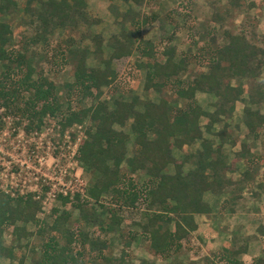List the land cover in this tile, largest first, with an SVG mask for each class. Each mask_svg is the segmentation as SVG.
<instances>
[{"label":"trees","instance_id":"obj_1","mask_svg":"<svg viewBox=\"0 0 264 264\" xmlns=\"http://www.w3.org/2000/svg\"><path fill=\"white\" fill-rule=\"evenodd\" d=\"M23 1L21 8L18 0H0V110L7 115L26 117L27 130H40L46 116L59 115L62 132L87 120L84 138L75 154L79 166L90 172L92 180L87 182L83 193L57 194L63 204L70 203L77 211L75 227L68 224L73 211L52 208L50 220L39 218L41 200L33 197L34 192L13 195L0 187V257L8 258L11 264H25L29 257L30 264H133L125 249L118 256L107 254L106 250L116 238L128 248L138 237L147 242L152 255L140 264H157L155 259L178 255L184 241L197 229L195 215L211 212L203 193L230 190L231 196L239 197L241 187L252 181L261 164L264 165V156H259V164L252 149L254 141L264 133V113L260 109L264 106L263 83H256L248 97H242L245 86L250 87L264 67V47L250 41L242 28L237 31L225 28L220 36L210 37L211 43L207 41L210 33L207 31L206 38L201 37V52L209 57L205 69L188 74L191 56L176 54L172 35L162 42L160 51L151 40L137 36L141 22L133 17L128 23L136 24V28L129 24L130 28H123L105 40L99 34L90 35L93 50L75 42L70 35L59 47L60 58L53 54L54 65L73 67L72 80L65 83L68 92L63 110L56 84L36 67L41 57L47 58L46 54L27 55L26 42L22 50L8 49L12 43L10 18L21 9L28 14L29 18L22 19L34 29L29 36L32 44L47 42L57 29L65 32L100 19L89 14L87 0ZM126 1L139 4L143 0ZM233 2L237 5L238 0ZM131 9H127L123 18L131 15ZM219 17L213 15L214 19ZM121 21L124 27L127 19ZM148 21L142 19L144 24ZM103 46L109 49L106 57ZM135 50L139 54L135 68L144 71L143 94L128 97L116 83L118 76L112 62L131 56ZM91 52L100 57L99 65L88 64ZM107 87L118 94L101 99ZM164 88L172 92L169 97L163 95ZM197 92L215 96L211 110L198 103ZM151 93L157 98H151ZM72 94L90 98L92 102L74 108ZM238 101L243 103L245 138H250L252 144L243 140L240 150L229 161L224 144L235 145L236 141L228 131L227 119L232 117ZM220 122L223 125L216 130L214 126ZM124 126L129 130H124ZM131 137L132 150L128 155ZM196 141L199 147L185 153L182 159L173 155V148L182 150ZM242 158L246 167L239 180L227 178L226 173L235 171V163ZM188 161L193 167L184 172L183 165ZM170 164L174 168L172 173L167 172ZM137 172L145 176L140 182L132 176ZM258 187L264 192V179ZM105 199L116 207L105 206ZM139 202L143 208L139 220L134 222L137 230L123 229L122 208L135 207ZM28 224L38 225L39 248L32 246L27 253L18 255L15 245L21 249L20 239L31 234L26 229ZM8 228L15 245L4 242L3 234ZM258 230L264 233V226ZM246 249V243L235 248L223 247L227 263L243 264L237 257Z\"/></svg>","mask_w":264,"mask_h":264},{"label":"rangeland","instance_id":"obj_2","mask_svg":"<svg viewBox=\"0 0 264 264\" xmlns=\"http://www.w3.org/2000/svg\"><path fill=\"white\" fill-rule=\"evenodd\" d=\"M119 1H121V4L128 3L126 0ZM18 3L23 8L24 1L18 0ZM233 3V0H143L139 4L132 2L131 15L123 18V13L119 15V21H116L111 14L106 16L104 12L102 13L101 9L94 8L95 0H92V10L97 11V14L92 13L91 16L97 18V20L100 19V22H94L89 26L82 24L73 30L65 32L57 29L56 33L50 36L47 42H40L38 44L29 42V36L34 33V29L28 27L23 21L22 18H29V16L21 9L19 14H14L10 18L12 43L8 49L22 50V45L26 42L24 45L27 55H31L32 53L35 55L46 54V59L45 57H41L42 61L37 62V70H42L56 84L57 96L63 103V110H66L65 101L68 90L65 83L72 80L73 67L70 64L63 66L54 65L55 58L53 57V54H57L56 58H60L58 55L59 47L63 46V40L66 37L71 35L75 42L82 46L87 45L93 50L95 45L90 35L99 34L105 40L110 35L119 33L123 28L129 27L130 23L127 24L126 22L123 27L121 20L125 21L126 18L127 22H129L133 17V20L141 22L137 36L144 40H151L157 44V49L160 51L164 44L162 42H165L166 38L172 35L171 44L176 46V54H189L191 56L192 64L187 73L193 74L199 69L204 70V65L209 58L206 52H201L203 48L201 37L206 38L207 31H210L207 41L211 43L212 39L210 37L216 38L220 36L225 28L235 31L242 28L250 41L264 47V0H238L237 5ZM152 14L156 15L153 16ZM214 14H219L220 17L214 19ZM144 18H148V23H142V19ZM135 25L130 24V27L136 28ZM133 52L129 57L115 59L112 62L117 76L128 70L132 72V78L129 83L130 88L125 91V95L128 97L130 94L140 96L143 94L144 71L135 68V61L139 58V54L136 50ZM108 54L109 49L103 46V57L108 56ZM99 58V56L91 52L87 58V62L89 65L96 66L100 64ZM259 82H262L264 85V67L258 79L255 80V84L250 83V87L248 85L245 86V93L242 97L247 98L248 93L253 91L256 83ZM111 93L108 87L104 88L101 99H109ZM112 94V96H116L118 92H113ZM171 94L172 92L168 88H164L163 95L165 97H169ZM149 96L153 99L157 98V95L154 93H151ZM196 99L205 109L211 110L213 108L211 103L215 101L214 95L197 92ZM91 102L90 98H79L74 94L71 95V103L74 108L89 105ZM242 106L243 103L238 101L232 117L229 118L231 127L229 128V132L236 142H239L246 135L241 119ZM260 109L264 113L263 105ZM59 119V115L58 117L46 116L40 130L35 128L27 130L26 117L7 115L0 110V187L13 195L17 193L30 194L35 191L33 197L41 200V209L37 214L39 218H48L50 220L49 215L52 208L73 211V216L69 219L68 224L75 227L74 221L77 211L71 208L70 203L63 204L57 196L56 198H52L48 193L52 189L58 192L60 188L64 187L69 191L83 193L87 182L92 180L90 172L84 171L79 166L75 154L78 144L84 138V129L88 121L85 120L81 126L74 125L68 127L62 132L58 124ZM116 127L120 128L119 126ZM215 128L217 129L218 125ZM124 130L128 131L129 127L124 126ZM204 135L206 136V133ZM213 139L217 138L213 136ZM248 143H251L250 138ZM127 148L128 155H130L132 137L127 143ZM238 148L239 145L232 146L230 143L226 144L229 157H232L235 153L234 151ZM252 149L258 156L260 164L259 156H264V133H261L258 139L254 141ZM122 166H125V164ZM170 171H174L173 167L170 168ZM228 175L231 176V180L236 179L234 173H228ZM132 176L139 182L145 178L142 172L134 173ZM262 179H264V165L261 164L260 169L254 174L252 181L246 184V189L243 190L244 192L242 191L243 199L240 200V204H237L239 213H250L247 219L249 225L241 233L233 237L231 236L232 233L226 235L232 238L233 245L231 248L233 246V248L238 247L243 243H251L252 248L249 252L251 255L249 254V257H246V260L251 263L252 261H249L251 256L264 254V233L258 230L259 226H264V192L258 187V183ZM36 194H39L40 197H35ZM103 202L107 207H116L108 199L103 200ZM227 205L221 206L218 212L220 214L229 213L226 210ZM142 208L141 202L137 203L135 207L122 208L120 212L123 218L121 227L125 230H135L137 227L134 222L139 220ZM37 228L38 225H27L26 229L31 234L27 238L20 239L21 249L15 245L16 242L13 240L10 228L4 231V242L6 245L14 243L15 251L18 255L24 251L27 253L32 246H37L36 249H38L39 246L36 245L38 241ZM226 236L217 237L216 235L209 237L211 239L203 237L205 239L203 240L198 238V232L195 230L184 241V247L178 255L166 259H155V261L157 264H228L223 254L224 246L222 247L221 245ZM123 249L129 254L130 261L133 264H140L142 259L152 258L150 249L147 247V242L142 237H138L128 248H124L121 240L116 238L113 244L106 250V253L118 256ZM0 264H11V261L6 257H0ZM25 264H30V257L26 259Z\"/></svg>","mask_w":264,"mask_h":264},{"label":"crops","instance_id":"obj_3","mask_svg":"<svg viewBox=\"0 0 264 264\" xmlns=\"http://www.w3.org/2000/svg\"><path fill=\"white\" fill-rule=\"evenodd\" d=\"M91 1L92 0H87V11L89 12L90 15L92 13L97 14V11L92 10V8H93L92 4L93 3L91 4ZM131 3H132L131 1H128V3H125V4H121V1H119V0H95L94 8H97L99 10L101 9L102 13L104 12L106 14V16H109L111 14L112 17L115 18L116 21H119V15L125 13L127 11V9H129V8H133V4H131ZM111 12L112 13L114 12L115 15L112 14ZM236 107H237V105H236ZM236 107H235V109H236ZM241 119H242V114H241ZM227 122L229 123V127H228V131H229L230 130L229 128H231L229 119H227ZM220 123L221 124H219V123L215 124V126L218 125V128H217L218 130L223 125L222 122H220ZM215 126H214V128H215ZM244 128H245V126H244ZM211 138H213V136H211ZM214 140L216 142H218L217 139H214ZM243 140H246L247 142H249V138L244 137L239 142H236L235 145H232V146H238L239 145V148L234 151L235 153L240 150V144L242 143ZM226 144H229V143L224 144V153L226 154L227 159L229 161H231L235 157V153L233 154L232 157H229L228 152L226 150ZM250 144H252V142ZM198 147H199V141H196L191 146H185V148L182 150L177 149V148H173L172 153L176 158L182 159L183 156L185 155V153L190 152V151H194ZM183 166H184L183 167L184 172H186V171H188V169L193 167V164L191 161H188ZM171 167H173V166L170 164L167 167V172L169 171V173H172L170 171ZM235 167H236L235 171H228L226 173L227 178L231 177L228 175V173H231V174L234 173L235 174L234 176L236 177V179L239 180L242 171L246 167L244 159L242 158L240 160H237V162L235 163ZM245 189H246V185L241 187V192L239 191L240 192L239 197H235L234 194H233V196H231L230 190H227V191L222 192V193H213L211 191H205L203 193V200L208 203V205L210 206L211 212L208 214H196L195 215V222L197 224L196 230L198 232V238L205 240L203 237L209 238V237H213L216 235H217V237L218 236H224L225 237L229 233H232L231 236L233 237V236L237 235L238 233H241V231L246 226L249 225L247 222V219L249 218L248 215H250V213H239V211L237 210V206H238L237 204H240V202H241L240 200L243 199L242 198V194H243L242 191ZM236 192H238V191H236ZM225 204H228L226 210H228L229 213L225 212L223 214H220L218 212V210L220 209L221 206H223ZM209 239H211V238H209ZM231 239L232 238L226 236V239H224L221 242L222 247L224 246L227 248H231V246L233 245V242L231 241ZM212 240H213V238H212ZM246 245H247V249L237 257L240 260V262H242L243 264H264V254H259V255L255 254L254 256H251L249 261H252V263L248 262L246 260L247 259L246 257H249V254H250L249 252L251 251V248H252V245L250 242H247Z\"/></svg>","mask_w":264,"mask_h":264},{"label":"built area","instance_id":"obj_4","mask_svg":"<svg viewBox=\"0 0 264 264\" xmlns=\"http://www.w3.org/2000/svg\"><path fill=\"white\" fill-rule=\"evenodd\" d=\"M131 78H132V72L130 70H128L126 72H123L121 75H118L116 83H117L118 86L120 85L119 87L121 89H123L124 91H127L130 88V86H129L130 84L129 83L131 81ZM74 125L81 126V124H76V123L73 124L72 126H74ZM58 193H61L62 195H66V194L70 193L71 196H72L74 192L73 191H69L66 187H64V188H60L58 192H56L55 190L52 189V190L49 191L48 195L51 196L52 198H56ZM35 197L39 198L40 195L36 194ZM43 203H45V202H43ZM42 207H44V206L42 205Z\"/></svg>","mask_w":264,"mask_h":264}]
</instances>
